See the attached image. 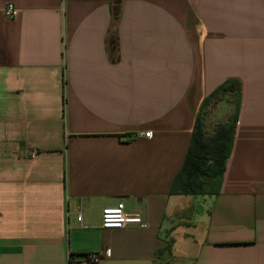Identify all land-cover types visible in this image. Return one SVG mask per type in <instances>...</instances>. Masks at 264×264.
<instances>
[{
	"label": "crops",
	"instance_id": "obj_1",
	"mask_svg": "<svg viewBox=\"0 0 264 264\" xmlns=\"http://www.w3.org/2000/svg\"><path fill=\"white\" fill-rule=\"evenodd\" d=\"M113 7L0 0V264H264V0ZM225 82L239 96L213 97ZM230 93L218 191H174L198 122L235 113ZM119 203L147 225L104 228Z\"/></svg>",
	"mask_w": 264,
	"mask_h": 264
},
{
	"label": "trees",
	"instance_id": "obj_2",
	"mask_svg": "<svg viewBox=\"0 0 264 264\" xmlns=\"http://www.w3.org/2000/svg\"><path fill=\"white\" fill-rule=\"evenodd\" d=\"M122 0H114L113 15L117 20L120 16ZM236 92L239 96V86L235 82H225L212 96L220 92ZM239 98L236 99V111L226 122L219 124L212 133L204 129V124L198 122L183 170L176 177L174 191L185 193L217 192L224 172L227 159L231 154L235 131L239 117ZM171 250L170 245L166 247Z\"/></svg>",
	"mask_w": 264,
	"mask_h": 264
},
{
	"label": "built area",
	"instance_id": "obj_3",
	"mask_svg": "<svg viewBox=\"0 0 264 264\" xmlns=\"http://www.w3.org/2000/svg\"><path fill=\"white\" fill-rule=\"evenodd\" d=\"M5 14L9 18H14L17 15V8L13 3H9L5 9ZM146 137H150L152 135V131H146L141 133ZM135 134L131 133L129 137H134ZM39 152L34 150L30 152V158H38ZM79 221H82L83 215L79 213L78 215ZM130 225H140L145 227L147 224L145 223L143 217L138 213L128 212L125 209V205L123 203H119L116 206L106 207L103 211V223L102 226L108 229L115 228H124ZM106 255H109V251H106ZM103 259V253L100 251H92L86 253L84 255V260L89 264H99Z\"/></svg>",
	"mask_w": 264,
	"mask_h": 264
},
{
	"label": "rangeland",
	"instance_id": "obj_4",
	"mask_svg": "<svg viewBox=\"0 0 264 264\" xmlns=\"http://www.w3.org/2000/svg\"><path fill=\"white\" fill-rule=\"evenodd\" d=\"M228 98L232 100L234 103L236 102V99H237L235 93L228 94V96L224 99V101H228ZM214 113H215L214 111L211 112L209 119H208V123L206 125V131L209 133H212L214 131V128L218 126V123H219L216 120L217 118L215 117ZM162 264H166V263L164 262Z\"/></svg>",
	"mask_w": 264,
	"mask_h": 264
}]
</instances>
